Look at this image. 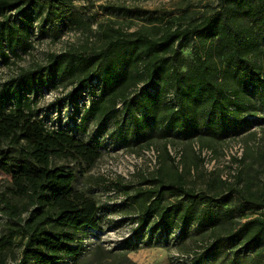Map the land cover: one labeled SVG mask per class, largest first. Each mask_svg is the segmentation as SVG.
I'll use <instances>...</instances> for the list:
<instances>
[{
	"label": "trees",
	"instance_id": "16d2710c",
	"mask_svg": "<svg viewBox=\"0 0 264 264\" xmlns=\"http://www.w3.org/2000/svg\"><path fill=\"white\" fill-rule=\"evenodd\" d=\"M24 6L32 14H26ZM18 9L27 18L45 14L47 23L41 32L54 41L67 27H89L76 12L74 0H0V63L4 65L19 57L18 49H29L28 19L23 18L27 25L21 27L6 17ZM167 19L155 18L149 31L107 30L100 48L53 55L44 69L24 71L0 88V163L15 177L12 194L38 206L27 210L22 227L0 239V264H5L2 253L13 246L16 236L23 247L16 264L78 260L84 247L77 233L101 231L104 210L117 206L100 207L74 189L75 172L53 167V160L64 159L90 169L102 157V144L85 141L62 125L49 127L33 108L31 95L36 97L37 87L72 79L75 88L65 98L71 107L83 93H91L93 100L78 128L82 131L89 118L120 114L146 137L152 129L192 136L213 121L221 127L251 123L248 93L258 89L264 95V0H219L213 13L198 19ZM167 147L168 157L175 161ZM148 182L154 187L130 198L138 207V219L126 244L142 232L147 239L169 240L173 226L178 227L173 237L179 240L195 221L213 232V251L221 244L227 223L233 241L248 244L264 256V217L238 225L233 220L236 213L243 215L246 203L253 204L245 194L241 195L244 201L234 205L229 195L214 197L187 189L182 176L177 181L161 177ZM152 217L157 220L152 222ZM128 220L121 218L113 225Z\"/></svg>",
	"mask_w": 264,
	"mask_h": 264
},
{
	"label": "rangeland",
	"instance_id": "374dc122",
	"mask_svg": "<svg viewBox=\"0 0 264 264\" xmlns=\"http://www.w3.org/2000/svg\"><path fill=\"white\" fill-rule=\"evenodd\" d=\"M218 2L74 0L76 12L85 18L89 27H67L57 41L41 32L47 23L45 14L36 13L33 19L20 16L19 9L7 12L6 17L11 23L21 27L27 25L23 19L26 17L31 34L27 52L18 49L19 57H11L9 65L0 63V88L24 71L44 69L53 55L100 48L107 30L149 31L155 26L151 23L160 16H165V20L170 16L186 21L198 19L213 13ZM22 9L29 10L26 6ZM184 54L189 55V52ZM72 84L70 79L49 88L37 87L36 97L31 95L33 108L49 127L62 125L85 141L101 142L102 157L90 169L84 163L64 159H55L52 165L75 172L74 189L95 199L100 207L117 206L104 210L101 231L77 233L84 251L78 260L66 259L63 264H264V256L256 254L254 247L229 237L231 226L225 221L221 235L224 238L213 251V232L207 227H198L195 221L188 225L179 240L174 239L178 227L173 226L169 240L147 239V234L142 232L131 243H125L138 219V207L130 198L138 191L153 188L152 182L148 181L161 177L177 181L182 176L187 189L214 197L229 195L234 205L244 201L241 195L245 194L253 204L246 203L243 215L240 212L234 215L237 225L246 219L264 217V95L258 89L248 93L253 112L248 117L251 123L221 127L213 121L193 131L192 136L181 131L152 129L146 137L138 135L137 126L124 114L117 118H89L85 131L78 129L93 96L83 93L71 107L65 98L74 90ZM165 147L174 160L173 155L179 156V160L171 161ZM151 148L153 151L150 152ZM200 150H207L205 157ZM14 182L15 177L0 163V239L22 227L28 216L27 210L38 207L27 198L12 194ZM125 217L129 220L116 227L113 225ZM156 220L151 218L152 222ZM217 233L216 236L220 235ZM20 239L16 236L13 246L2 253L5 264L19 262L23 250Z\"/></svg>",
	"mask_w": 264,
	"mask_h": 264
},
{
	"label": "built area",
	"instance_id": "2783aa9c",
	"mask_svg": "<svg viewBox=\"0 0 264 264\" xmlns=\"http://www.w3.org/2000/svg\"><path fill=\"white\" fill-rule=\"evenodd\" d=\"M198 149H199V147H198ZM149 151L151 152V151H153V149L151 148V150H149ZM149 151H148V152H149ZM200 151H201V153H202V156L205 157L206 154H207V150H200ZM171 154H172V152H171ZM172 155H173V154H172ZM173 156L175 157V160H177V159L179 160V156H175V155H173Z\"/></svg>",
	"mask_w": 264,
	"mask_h": 264
}]
</instances>
